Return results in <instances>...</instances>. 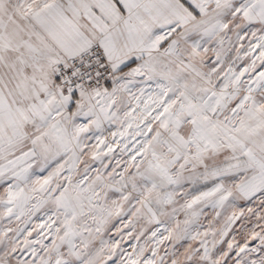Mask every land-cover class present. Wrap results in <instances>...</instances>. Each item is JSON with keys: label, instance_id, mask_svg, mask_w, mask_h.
<instances>
[{"label": "snow or ice", "instance_id": "snow-or-ice-1", "mask_svg": "<svg viewBox=\"0 0 264 264\" xmlns=\"http://www.w3.org/2000/svg\"><path fill=\"white\" fill-rule=\"evenodd\" d=\"M0 264H264V0H0Z\"/></svg>", "mask_w": 264, "mask_h": 264}]
</instances>
